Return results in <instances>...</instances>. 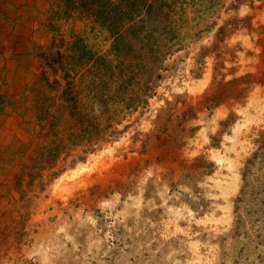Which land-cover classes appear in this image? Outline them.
Returning a JSON list of instances; mask_svg holds the SVG:
<instances>
[{"label": "rangeland", "instance_id": "1", "mask_svg": "<svg viewBox=\"0 0 264 264\" xmlns=\"http://www.w3.org/2000/svg\"><path fill=\"white\" fill-rule=\"evenodd\" d=\"M0 137V264H264V0H0Z\"/></svg>", "mask_w": 264, "mask_h": 264}, {"label": "bare ground", "instance_id": "2", "mask_svg": "<svg viewBox=\"0 0 264 264\" xmlns=\"http://www.w3.org/2000/svg\"><path fill=\"white\" fill-rule=\"evenodd\" d=\"M32 1V0H30ZM22 69V68H21ZM10 71V70H9ZM201 83V82H200ZM204 83V82H203ZM192 84V83H191ZM195 84V83H194ZM200 85V87L202 86L201 84H198V86ZM204 85V84H203ZM192 86V85H191ZM195 88V86H194ZM189 89V88H188ZM200 89V88H199ZM190 90V89H189ZM195 94V93H193ZM186 95V94H185ZM188 95V94H187ZM197 97V96H196ZM189 100V99H188ZM192 102V101H191ZM244 115V114H243ZM247 117V116H246ZM245 118V117H244ZM248 118V117H247ZM247 118H245L247 120ZM241 119V118H240ZM239 119V122H240ZM244 119V121H245ZM248 121V120H247ZM250 121V120H249ZM238 122V123H239ZM243 122V121H241ZM236 123V124H238ZM244 123V122H243ZM14 126L13 122L10 121V123L7 125V127H12ZM235 126V124H234ZM239 126V125H237ZM245 127V126H244ZM27 130V128H26ZM230 133V132H229ZM233 134V133H232ZM3 136V134H2ZM10 136V135H9ZM5 137V136H4ZM1 138V137H0ZM4 139V138H3ZM15 139V138H14ZM13 140V139H12ZM19 142V141H18ZM15 143V142H14ZM227 144V143H226ZM229 144V143H228ZM18 145V144H17ZM108 148H104V150H102L101 152L98 153H94L92 155L88 156V161L86 163H82V164H78L74 169L69 170L68 172H66L63 176H61L57 181L54 182L53 186H52V196H56V195H60L63 194L65 192V190L67 189L65 186L71 184L70 181H67L66 179L74 177V176H86L88 173L94 174V175H98L100 172L102 171H106L108 170L109 167L112 166L110 162V154H111V150H107ZM210 152V151H209ZM214 154V153H213ZM207 155V154H205ZM216 155V154H215ZM209 156V155H208ZM217 157V156H216ZM206 159V158H205ZM221 159H216L215 162L220 163ZM109 166V167H108ZM68 175V176H67ZM65 177H68L65 179ZM76 177H74L72 180L74 181ZM80 182V180H79ZM79 184V183H78ZM66 188V189H65ZM128 205V204H127ZM127 210H125L126 212ZM50 261V257L44 253L43 254V258H42V264H49Z\"/></svg>", "mask_w": 264, "mask_h": 264}]
</instances>
